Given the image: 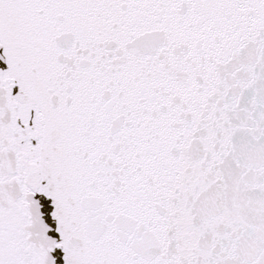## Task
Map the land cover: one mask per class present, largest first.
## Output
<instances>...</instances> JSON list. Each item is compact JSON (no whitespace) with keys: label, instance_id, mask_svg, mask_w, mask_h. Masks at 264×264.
I'll use <instances>...</instances> for the list:
<instances>
[{"label":"snow or ice","instance_id":"obj_1","mask_svg":"<svg viewBox=\"0 0 264 264\" xmlns=\"http://www.w3.org/2000/svg\"><path fill=\"white\" fill-rule=\"evenodd\" d=\"M0 264H264V0H0Z\"/></svg>","mask_w":264,"mask_h":264}]
</instances>
